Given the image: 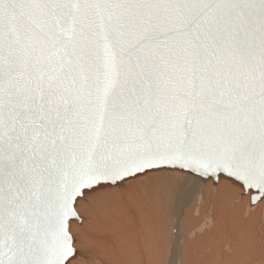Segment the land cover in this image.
I'll use <instances>...</instances> for the list:
<instances>
[{"label": "snow or ice", "instance_id": "obj_1", "mask_svg": "<svg viewBox=\"0 0 264 264\" xmlns=\"http://www.w3.org/2000/svg\"><path fill=\"white\" fill-rule=\"evenodd\" d=\"M240 258L264 264V0H0V264Z\"/></svg>", "mask_w": 264, "mask_h": 264}, {"label": "bare ground", "instance_id": "obj_2", "mask_svg": "<svg viewBox=\"0 0 264 264\" xmlns=\"http://www.w3.org/2000/svg\"><path fill=\"white\" fill-rule=\"evenodd\" d=\"M205 206L199 201L194 202L191 206L184 210L185 235L191 237L196 234L204 223ZM172 222H170L171 224ZM236 264H246L245 258L237 260Z\"/></svg>", "mask_w": 264, "mask_h": 264}]
</instances>
